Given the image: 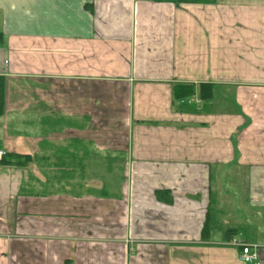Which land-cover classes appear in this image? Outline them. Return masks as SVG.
<instances>
[{
  "label": "crops",
  "instance_id": "1",
  "mask_svg": "<svg viewBox=\"0 0 264 264\" xmlns=\"http://www.w3.org/2000/svg\"><path fill=\"white\" fill-rule=\"evenodd\" d=\"M0 35V264H264V0H0Z\"/></svg>",
  "mask_w": 264,
  "mask_h": 264
},
{
  "label": "rangeland",
  "instance_id": "2",
  "mask_svg": "<svg viewBox=\"0 0 264 264\" xmlns=\"http://www.w3.org/2000/svg\"><path fill=\"white\" fill-rule=\"evenodd\" d=\"M180 0H176V3L179 4V3H186V1L184 2H178ZM202 1V0H201ZM113 122L111 121L110 122V128H117L116 124H112ZM109 126V122L107 124ZM113 133V132H111ZM21 163H23L24 165V161L23 160H19ZM117 164V163H116ZM116 164H102V163H98V164H95V170H98L99 168L101 169L102 172H105V170H108L109 172H111L112 170L114 171V168ZM118 169V165H117V168L116 170ZM123 172L121 171V174ZM231 180V181H230ZM121 182V184L123 183V180H113L112 179V182H113V189L115 190V187H114V184H117L118 182ZM239 184L240 185H234V181H232V179H224L223 180V187H222V191H223V195H221L219 192V200H221L223 202V204L225 203H228L229 200H230V203H233V204H243L245 205V203H242L241 201L243 200V198L245 197V191H244V187L242 186L244 184V181L242 180H238ZM128 183H130V179H128ZM110 186V184H109ZM99 187V186H98ZM77 192L81 191V189L77 188L76 189ZM128 194H129V187H128ZM178 196V195H177ZM129 198V197H128ZM170 198V195L169 194H166L162 197H160V201H167L169 200ZM181 199H183V197L181 196H178V200L181 201ZM177 200V199H176ZM140 207V206H139ZM132 209V208H131ZM225 209V214H228L226 211L229 210V204L225 205L224 207ZM134 211H132V215H137L138 214H141V218L142 220H150V219H155V217L157 218H164L166 217V213H164L165 209H162L164 210L163 212L162 211H158V212H153L151 210H147V208H144V211L143 212H137V209L135 211V209H132ZM129 213V212H128ZM89 214H91V216H89L92 220L94 219L95 222H101L100 225L96 226L97 228H99L100 230H106L104 229V225L105 223H109V228L110 226L112 227V229L108 230L110 231V237H112L114 235V233H117L118 235H120L123 231H124V226L122 224V222L127 218L124 219L123 218V215L127 214V213H124L123 212V208L122 206L121 207H118V206H113V204H110V203H106L104 206H100V205H95L93 207V209L89 212ZM130 216V214H129ZM130 216V220H131V217ZM99 218V219H97ZM122 218V220H121ZM102 219H105L102 221ZM207 221H208V226H207V230H209V225L210 226H213V229L217 226L216 225V219H215V215L213 212L210 211V213L208 214L207 216ZM90 220H87L88 222H91ZM134 220H135V217L134 219L132 220V226L134 225ZM105 222V223H104ZM211 223V224H210ZM218 224V223H217ZM221 225H223V223H221ZM223 230V228H222ZM222 230H218V233L222 232ZM86 230H84V233L83 234H86L85 233ZM78 233V232H76ZM81 233V232H79ZM99 236H108V235H98ZM130 236V235H129ZM134 240L135 239H132V238H128V241L130 242V244H135L134 243Z\"/></svg>",
  "mask_w": 264,
  "mask_h": 264
},
{
  "label": "trees",
  "instance_id": "3",
  "mask_svg": "<svg viewBox=\"0 0 264 264\" xmlns=\"http://www.w3.org/2000/svg\"><path fill=\"white\" fill-rule=\"evenodd\" d=\"M186 1V3H201V4H214L216 2V0H180L178 2H184ZM204 2V3H203ZM2 41V37L0 35V42ZM5 87H6V83L5 80L3 79V77H0V115H4L5 113V107H4V102H5ZM180 89H182V91H180ZM193 86H177L176 87V93H175V97L180 99L183 97H188L190 95L193 94ZM185 91V92H184ZM206 91V90H205ZM211 93H212V89L209 88L208 92L205 93L203 92L201 94L202 98L205 99L207 97V95L209 96V98L211 97ZM21 159L20 156L18 155H14V154H4L3 158L0 160V165L1 166H22L23 163H21L19 160ZM168 193V192H166ZM159 198V197H158ZM207 231V226L206 229ZM233 234V232L231 231H226V236L228 239L231 238V235Z\"/></svg>",
  "mask_w": 264,
  "mask_h": 264
},
{
  "label": "built area",
  "instance_id": "4",
  "mask_svg": "<svg viewBox=\"0 0 264 264\" xmlns=\"http://www.w3.org/2000/svg\"><path fill=\"white\" fill-rule=\"evenodd\" d=\"M5 152L0 149V160L3 158ZM232 244L239 247L241 250V260L247 264H259L258 253L256 248L239 240H233Z\"/></svg>",
  "mask_w": 264,
  "mask_h": 264
}]
</instances>
